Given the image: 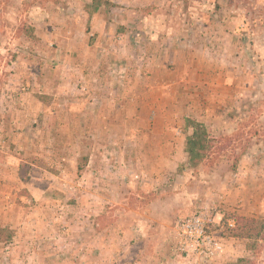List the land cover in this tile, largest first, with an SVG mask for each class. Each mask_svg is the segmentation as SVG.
Returning a JSON list of instances; mask_svg holds the SVG:
<instances>
[{
  "label": "rangeland",
  "instance_id": "1",
  "mask_svg": "<svg viewBox=\"0 0 264 264\" xmlns=\"http://www.w3.org/2000/svg\"><path fill=\"white\" fill-rule=\"evenodd\" d=\"M93 1L0 0V264H264V0Z\"/></svg>",
  "mask_w": 264,
  "mask_h": 264
},
{
  "label": "built area",
  "instance_id": "2",
  "mask_svg": "<svg viewBox=\"0 0 264 264\" xmlns=\"http://www.w3.org/2000/svg\"><path fill=\"white\" fill-rule=\"evenodd\" d=\"M206 222L205 218L199 214L178 224L179 235L184 239L185 252L189 248L208 256L218 249L217 244L212 242L206 231Z\"/></svg>",
  "mask_w": 264,
  "mask_h": 264
},
{
  "label": "trees",
  "instance_id": "3",
  "mask_svg": "<svg viewBox=\"0 0 264 264\" xmlns=\"http://www.w3.org/2000/svg\"><path fill=\"white\" fill-rule=\"evenodd\" d=\"M101 1H93V4H96V8L101 5ZM186 126L192 129V134L186 140V148L185 152L187 155V165L190 168L195 167L199 164L204 156V151L207 148V140L209 138L208 133L202 124L186 120ZM0 233L3 234V231L0 230ZM11 240V236L5 237L4 241L9 242Z\"/></svg>",
  "mask_w": 264,
  "mask_h": 264
}]
</instances>
